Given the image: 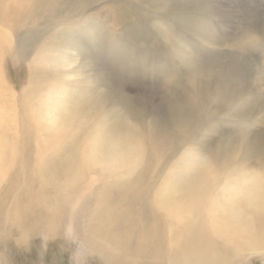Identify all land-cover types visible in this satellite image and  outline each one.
Segmentation results:
<instances>
[{
  "label": "clouds",
  "instance_id": "obj_1",
  "mask_svg": "<svg viewBox=\"0 0 264 264\" xmlns=\"http://www.w3.org/2000/svg\"><path fill=\"white\" fill-rule=\"evenodd\" d=\"M47 8L45 0H0V111L13 114L17 144L15 165L0 174V264H22L18 257L34 251L35 264H63L64 255L69 264H130L127 249L95 230V194L82 196L90 172L100 174L93 161L109 158L117 142L123 155L101 187L126 177L147 204L163 184L167 195L181 194L192 210L193 219L181 226L188 238L178 264H264V133L256 132L264 127V94L250 96L251 88L264 91V82L229 97L201 91L194 103L188 81L196 66L186 65L184 74L161 71L159 106L161 113L166 106L167 119L157 118L151 93L135 106L117 99L78 56L70 69L58 62L37 70L33 57L50 43ZM251 38L244 33L240 40ZM225 123L234 131H219ZM41 136V148L52 150L47 172L56 178L47 194L36 188ZM72 177L77 182L65 189ZM70 218L89 242L67 234ZM56 242L61 259L49 262ZM188 253L195 255L185 261Z\"/></svg>",
  "mask_w": 264,
  "mask_h": 264
},
{
  "label": "rangeland",
  "instance_id": "obj_2",
  "mask_svg": "<svg viewBox=\"0 0 264 264\" xmlns=\"http://www.w3.org/2000/svg\"><path fill=\"white\" fill-rule=\"evenodd\" d=\"M75 5L78 7L85 6L79 0L78 2H75ZM262 8L264 9V0H214V2L213 0H209V1L208 0H201V1L200 0L197 1L196 0H104V1L100 0L98 3L93 4L88 9L85 12V14L81 17V19L84 16H88L91 14L104 16L105 15L104 10L107 11L108 14L110 13L109 17L105 19H97V22H102L100 24L101 32L103 33L104 31L110 32L111 40L114 42L112 43L113 46L118 45V49H121V47L125 49L124 51H122L123 59L121 58L124 62L120 61L119 59L118 60L114 59L112 60L113 64L111 67V71L108 70L106 72L104 70V72H101L99 74L101 75L104 73L110 78V82L112 85V86L110 85L111 87L110 89H112V92L117 99L123 102H128L133 106L139 105L142 102H144L147 99L146 94L151 93L154 114L157 116V118L166 119L167 118L166 106L163 113H161L159 106V76L161 71H158V69L148 70L149 68H147V66L149 67L151 63H149V61L142 62L143 59L141 60V54L144 51H147L148 49L152 53L158 52L157 57H161L162 58L161 60L164 59L165 62L172 57L178 59L177 61H180V57L174 56L176 55L175 54L176 50L174 51L172 46H174V43L180 41L181 44H179L178 46L182 48L186 47L185 49L188 51L187 53L195 52L193 45L199 39V37H197L195 34L190 32L191 29L188 26V20L195 21L198 20V18L203 19L204 17H205L204 20L210 22L212 25L216 27H220L222 21H223L222 24L226 25L225 29L227 31L225 30L224 33H226L227 35H224V40L222 43L216 45L217 52L219 51L220 53L222 52L227 53V52L235 51L236 50L235 48L245 43V40H240L242 35H244V33H242L243 31L241 30L242 28H241L240 20H242L241 22L243 23L245 17L248 14L250 17L248 18L249 20H247V22H253V23L254 22L258 23L259 21L263 22L264 10ZM213 9L216 10L219 9L221 11V15L225 13L226 15H228V17L221 19L210 16L209 10H213ZM244 12H248V13L240 17V15H242ZM75 14H79V12ZM184 20H186L185 22H187V24L184 22ZM140 26L143 28V30H146L145 32L147 33L148 39L145 41L134 40V37L136 36L134 29L135 27L138 28ZM48 29L51 32L50 23L48 24ZM158 29H160V31ZM103 33H101V35ZM252 36L256 39V36L259 37L261 35H256V36L252 35ZM50 37L51 36L49 35L48 41L50 40ZM38 40L39 39H33V41L35 42H38ZM58 41L59 39H57L56 42ZM50 42H53V40H51ZM133 45L136 46L134 47ZM258 45L261 46L258 48V50L255 53H253L252 55H248V57L245 56L247 58L253 59L254 61L249 62L246 60L247 58L246 59L239 58L240 61L245 65V67L250 66L252 69L250 74L247 75V77L248 76L250 77L242 78L244 81L242 79L241 80L239 79L238 85H241V87H243L242 92L245 89H247V87L251 88L260 85L262 82H264V40H262L261 44ZM64 47H61V49L67 52L68 58L70 59L67 62L68 65L66 64L65 67L69 69L72 68L74 63L73 58L78 56L82 63H86L88 65L87 67L88 73H90L93 76V78H95L94 76H96L97 73L92 68L93 66L91 65L90 62L91 60L88 58L84 59V57H82L80 53L76 50H73L67 46ZM51 48H52L51 45L48 42H46L42 44L41 47L36 51L33 57V65L37 68V70L52 68L58 62L61 61V60L55 61V59H53L55 53L50 50ZM159 52L161 55L159 54ZM166 53L169 54L167 55ZM35 57H39L40 59L43 58V60L34 61ZM232 57L234 59L231 58L230 59L231 62L236 60L234 56ZM225 61L226 59H222L220 64H222V62ZM29 67L31 68L32 65H30ZM184 73H186V70H184L183 68L181 70V74ZM250 92H251L250 96L252 97L253 100L258 99L262 94H264V91H262L259 87L251 88ZM233 94H236V92L234 91V93L229 94V96ZM7 113L8 114L6 115L9 117V119L14 121L13 114L9 111H7ZM12 124L7 122L6 124L3 125L4 127H6V129L3 128L0 131V133L3 136L6 135L5 137L8 138L7 142L9 145V148L8 150H6V153L0 156L1 174H3L8 167L14 166L16 163L17 144L15 143L14 140L15 132H14V125ZM225 125L226 124L220 125V128L218 130L221 131L222 133L232 132L231 129L228 128V125L226 126ZM256 132L264 133V127L257 128ZM42 140L44 141V138H42ZM50 154L51 151L42 150L41 148H38V143H36L34 166H35V170L39 173V182L36 185V188L39 190L40 194H47L49 190V186L56 182V178L47 172V163ZM93 168L99 169L100 174L97 175L94 171L90 172V174L86 178L87 179L86 181L90 185L87 186L85 184L82 187V196L87 197L89 194H95L93 206L90 209V216L91 215L94 216L96 209V204L94 203L98 199H100V200L110 201L112 207L109 206V208L114 210L115 212L114 214L126 215L128 222H132L134 225L137 224V230H135L136 232H129L126 238L130 244L129 247L135 248V249H131L132 255L130 262L135 264H143L141 262L142 260H141V250H140L141 235L138 234L140 233L139 231L141 229L142 218L145 215L144 213H146L149 216L155 214L154 211L155 205L153 202L155 198L154 192L160 193V189L163 186V184L160 185L152 193L151 199L147 204L145 202L141 203V191L134 186L128 185L126 183L127 181L126 177L121 176L118 178V180L124 179L122 182L123 185L118 184L109 188H103L101 187V185L103 184V178L106 173L105 172L102 173V169L99 166ZM75 182L77 181L76 180L72 181L70 180V178L67 179L64 184L65 189L69 188L71 184ZM110 192L112 193L110 194ZM101 195L104 196L102 197ZM108 196L109 198H107ZM142 201H144V199ZM105 203L110 204L107 202ZM139 216H142L141 219H139L140 218ZM159 218L158 220H162V222L165 223V225H168L169 220L166 216L162 215L161 219ZM163 233L165 234L166 232ZM124 234L126 235L127 232ZM165 249L166 248L163 249L164 256L162 258L163 263L161 264H171L168 258L169 255H167L168 253L167 251H165ZM54 256L58 259H61L59 242L52 243L50 245V251L47 257L48 261L51 262ZM18 259L22 261V264H35V262L37 261V255L34 251L28 256L18 257ZM62 261L63 264H69L68 256L64 255L62 257Z\"/></svg>",
  "mask_w": 264,
  "mask_h": 264
},
{
  "label": "bare ground",
  "instance_id": "obj_3",
  "mask_svg": "<svg viewBox=\"0 0 264 264\" xmlns=\"http://www.w3.org/2000/svg\"><path fill=\"white\" fill-rule=\"evenodd\" d=\"M79 1L83 3L85 6L84 7L76 6L75 2H78V0H45V3L48 5V8L43 15L46 19L47 25L49 23L51 25V32L48 29V36L49 35L51 36L49 41L53 40V42L49 43L52 47L50 50L55 53L53 59H55V61L61 60L60 62H63L64 65H66L70 59L68 58L67 52L62 50L61 47L67 46L73 50H76L80 53L82 57H84V59L88 58L91 60L90 62L91 65L93 66L92 68L97 73V74L95 73L96 76L94 77L96 79H99L101 83H104L106 86L111 88L110 78L104 73L101 75L99 73L104 72V70L106 72L108 70L111 71V67L113 64L112 60L114 59L115 60L119 59L120 61L124 62L122 60L123 59L122 51H124L125 49L123 47H121V49H118V45L113 46L112 43L114 42L111 40L110 32L104 31L103 33L100 30V26H101L100 24L102 22H97V19H105L109 17L110 13L108 14V12L104 10L105 13L104 16L91 14L88 16H84L81 19V17L85 14V12L93 4L98 3L100 0H79ZM21 2H24V0H21ZM217 10L216 9L209 10L210 16L221 19L228 17V15H226L224 12H223L224 14L221 15V11L219 9ZM78 12L79 14H75ZM247 13L248 12H244L242 15H240V17L246 15ZM249 17L250 16L247 14L243 23L241 22L242 20H240V24L242 28L241 30L243 31L242 33H249L255 36L256 35H261V36L259 37L256 36V39L252 36L251 39L245 40V43L243 45L235 48L237 51L235 50L227 53L224 52L220 53L219 51L217 52L216 45L222 43L224 40V35H227L226 33H224L226 30L225 29L226 25L222 24L223 21L222 22L219 21L221 22V26L216 27L212 25L210 22L204 20L205 19L204 17L203 19L198 18V20L195 21L188 20V26L191 29L190 32L195 34L197 37H199V39L195 42L196 45L195 44L193 45L195 52L187 53L188 51L185 49L186 47L182 48L178 46L179 44H181V42L178 41L177 43H174V46L172 47L174 51L176 50L175 51L176 55L174 54L173 55L180 57V61H177L178 59L172 57L165 62L164 59L161 60L162 59L161 57H157L158 52L152 53L148 49L147 51H144L141 54V60L143 59L142 62L149 61V63H151L149 67L147 66V68H149L148 70L158 69V71H166L172 69H179L181 72V70L184 68V70H186L187 72L186 65L191 64L196 66L197 68L194 70L192 77L188 81V89H189L188 96L194 103L197 102V95L201 91L205 92L210 98H215L217 96L228 97L229 94L234 93V91L236 93H240L242 92L243 87H241V85H238L239 79L241 80L242 78L250 77V76L247 77V75L250 74V72L252 71L251 67L250 66L245 67V65L240 61V59L242 58L246 59L248 55H252L253 53H255L258 50V48L261 46L258 44H261L262 40H264L262 39V36H264V21L262 22L258 20L259 21L258 23L247 22V20H249L248 19ZM185 21L186 20H184V22ZM185 23L187 24V22ZM158 30L160 31V29ZM134 31L136 33L134 40L145 41L148 39L147 33L145 32L146 30H143L141 26L138 28L135 27ZM101 33L103 34L101 35ZM34 39H39V36L37 35L36 37H34ZM57 39H59L58 42H56ZM33 42L35 43V41ZM166 54L168 55L169 53ZM232 56H234L235 59L238 61L235 60L231 62L230 59L233 58ZM222 59H226V61L220 64ZM41 60H43V58L42 59H40L39 57L34 58V61H41ZM246 60L249 62L254 61L253 59L250 58H247ZM12 95L15 96V92H12ZM6 114H8L7 111H0V131L3 128L6 129V127H4L3 125L6 124L7 122H9L10 124L13 123L12 125H15L14 121L9 119V117ZM225 124L228 125V128L231 129V131L235 129V125H229L227 123ZM49 126L55 128L54 119L51 118L49 119ZM5 136H3L0 133V156L4 155L6 153V150H8L9 148L7 142L8 138H6ZM42 138L43 137L41 136L37 141L38 148H41L42 143H44L46 146V141L45 140L43 141ZM41 149L52 151L47 147ZM122 155H123L122 143L117 142L113 145L111 156L107 159L93 161L92 167L99 166L102 169V173L103 172L112 173L116 170L118 162L122 157ZM0 174H1V170H0ZM70 180L77 181L78 178L72 177L70 178ZM86 180L87 179L84 180L83 185L85 184L87 186L90 185ZM123 180H117L115 185L122 184ZM111 193L112 192H110V194ZM154 195L155 198L153 202L155 205L154 206L155 214L149 216L146 213H144L145 215L142 218L141 229L139 231L141 234L140 233L138 234L141 235V243H140L141 260H142L141 262L143 264L163 263L162 262V258L164 256L163 249L166 248L165 251H167L168 253L167 255H169L168 256L169 262L171 264H178V261L181 259V251L185 248L186 240L188 238L187 233L182 230L181 226H186L193 219L192 210L185 205L184 199L181 194L169 196L165 193L164 186L161 187L160 193L154 192ZM107 198H109V196ZM143 199L144 196L141 193V203L145 202L142 201ZM105 202L110 203V201H105L100 199H98L94 203L96 204L95 213L94 216L91 215L90 217L94 224L95 230L99 234L106 236L113 242L119 244L121 247L127 249L131 257L132 255L131 249H135V248L129 247L130 244L129 241H127L126 236L128 235L129 232H136L135 230H137V224L134 225L132 222H128L126 215L114 214L115 213L114 210L109 208V206L112 207V204L111 203L106 204ZM162 215L168 218L169 220L168 225H165V223H163L162 220H158V218L161 219ZM139 217H140L139 219H141L142 216ZM64 228L67 234L73 236L76 239L81 240L82 243H87L89 242V239H91V238L79 237L78 233L75 231L74 218H70L65 223ZM126 232L127 234L125 235L124 233ZM163 232H166L165 234L167 235H165ZM194 255H195L194 253L185 254L183 256V259L185 261H190L191 259H193ZM130 264H135V263L130 262Z\"/></svg>",
  "mask_w": 264,
  "mask_h": 264
}]
</instances>
